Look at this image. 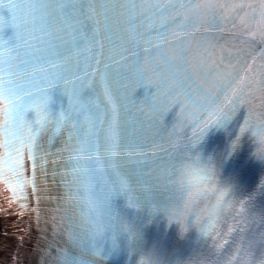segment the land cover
I'll return each mask as SVG.
<instances>
[{"label":"snow or ice","instance_id":"6c2138e0","mask_svg":"<svg viewBox=\"0 0 264 264\" xmlns=\"http://www.w3.org/2000/svg\"><path fill=\"white\" fill-rule=\"evenodd\" d=\"M21 2L28 9L14 15V31L5 39L0 29V182L21 209L35 214L40 239L47 240L51 229L42 264L66 228L96 257L104 258L122 239L131 247L140 230L132 222L123 232L114 226L115 220L129 221L115 198L124 196L129 208H146L149 217L166 210L178 164L192 159L209 126L226 123L243 110L241 133H264V101L254 104L250 87L253 80L257 87L264 83V64L250 63L230 90L221 85L222 102L209 91L204 103L167 123L171 91L161 87L159 61L146 49L150 67H140L139 47L126 48L113 37L106 13L103 20L95 8L83 20L79 13L65 15L69 7L79 6L71 0H0V9ZM53 4L59 5L58 13L49 11ZM249 7L253 17L264 21V3ZM196 13L192 24L197 31L202 27L214 36L224 30L226 18H220L211 0ZM257 35L252 32L249 38ZM259 35L264 40V32ZM127 67L133 69V83L143 87L141 101L129 95ZM70 72L78 75L70 77ZM29 192L35 202L31 208ZM238 204L224 232L211 241L225 248L243 249L253 240L264 245V214L259 223H246L242 215L257 212L247 199ZM201 234L208 239V229Z\"/></svg>","mask_w":264,"mask_h":264},{"label":"clouds","instance_id":"9594fccd","mask_svg":"<svg viewBox=\"0 0 264 264\" xmlns=\"http://www.w3.org/2000/svg\"><path fill=\"white\" fill-rule=\"evenodd\" d=\"M255 138L254 154L264 160V133H252ZM220 168L211 157L201 159L199 153L191 160L178 164L177 176L172 184L171 197L162 215L167 223L176 224L182 238L189 241L191 247L187 255L177 252L168 253L153 245H148L139 234L131 247L126 251L132 253L131 264H236L227 249L212 242V237H220L225 226L232 220L239 207L237 200L229 196L231 186H220ZM221 191H224L221 197ZM246 223H259L260 213L242 215ZM114 226L119 231H127L131 222L115 220ZM208 229V239L201 234ZM73 245L77 257H86L89 264H105L102 257H96L90 246L81 242L78 235H74ZM65 249H61L55 264H64Z\"/></svg>","mask_w":264,"mask_h":264}]
</instances>
